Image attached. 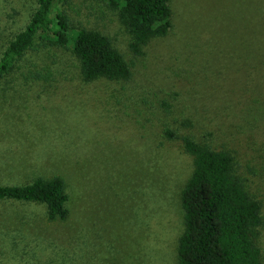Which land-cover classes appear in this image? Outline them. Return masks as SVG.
<instances>
[{
	"label": "rangeland",
	"instance_id": "obj_1",
	"mask_svg": "<svg viewBox=\"0 0 264 264\" xmlns=\"http://www.w3.org/2000/svg\"><path fill=\"white\" fill-rule=\"evenodd\" d=\"M170 5L169 32L136 54L105 2H55L71 27L112 39L129 80L84 82L70 48L47 42L0 78V185L59 176L69 194L65 220L0 200V264H177L193 166L165 127L233 154L262 202L264 260V0ZM35 8L0 0V56Z\"/></svg>",
	"mask_w": 264,
	"mask_h": 264
},
{
	"label": "trees",
	"instance_id": "obj_2",
	"mask_svg": "<svg viewBox=\"0 0 264 264\" xmlns=\"http://www.w3.org/2000/svg\"><path fill=\"white\" fill-rule=\"evenodd\" d=\"M56 1L36 0L27 24L0 56V78L17 67L26 50L47 42L70 48L84 82L129 80L131 63L112 39L99 30L71 27L62 12L53 15ZM101 1L116 11L133 53L141 54L144 45L164 37L172 27L170 0ZM163 135L181 142L193 166L179 196L183 230L177 243V264H264L257 242L263 224L262 202L237 172L233 154L169 127ZM0 200L42 204L49 220H65L69 215V194L59 176L0 185Z\"/></svg>",
	"mask_w": 264,
	"mask_h": 264
}]
</instances>
